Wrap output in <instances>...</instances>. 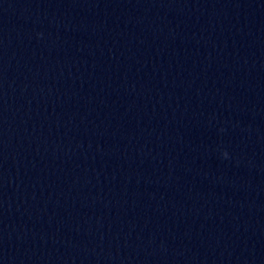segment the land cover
I'll list each match as a JSON object with an SVG mask.
<instances>
[{
    "label": "water",
    "instance_id": "water-1",
    "mask_svg": "<svg viewBox=\"0 0 264 264\" xmlns=\"http://www.w3.org/2000/svg\"><path fill=\"white\" fill-rule=\"evenodd\" d=\"M0 264H264V0H0Z\"/></svg>",
    "mask_w": 264,
    "mask_h": 264
},
{
    "label": "clouds",
    "instance_id": "clouds-1",
    "mask_svg": "<svg viewBox=\"0 0 264 264\" xmlns=\"http://www.w3.org/2000/svg\"><path fill=\"white\" fill-rule=\"evenodd\" d=\"M224 155L227 156V153H225Z\"/></svg>",
    "mask_w": 264,
    "mask_h": 264
}]
</instances>
